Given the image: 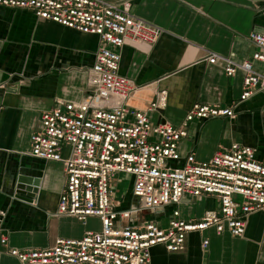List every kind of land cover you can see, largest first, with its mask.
<instances>
[{
    "label": "crops",
    "instance_id": "1",
    "mask_svg": "<svg viewBox=\"0 0 264 264\" xmlns=\"http://www.w3.org/2000/svg\"><path fill=\"white\" fill-rule=\"evenodd\" d=\"M130 1L132 14L159 29L153 46L126 44L119 51V74L136 88L127 107L146 111L164 94L166 104L148 114L150 123L181 128L195 105L232 108L235 118L193 121L178 144L182 158L209 161L217 151L233 144L255 150L264 159V92L240 101L242 72L228 78L220 64L204 58L216 54L242 63L255 51L250 33L264 35V0H107ZM99 40L57 24L43 21L26 10L0 9V264H19L9 250H45L58 239L78 240L98 231L99 222L85 226L58 216L57 204L66 180L63 167L30 156V137L41 130L40 117L57 102L77 104L91 93L88 84ZM253 68L264 73L262 64ZM38 180L32 203L16 200L11 191L17 175ZM127 187L114 194L118 210L139 208ZM120 179L119 181H122ZM218 208L216 198L183 200L158 214L141 211L129 223L141 227L155 221L166 227L178 210L180 219L199 221ZM6 244H1L2 237ZM209 242L206 251L201 242ZM151 264H264V214L250 215L242 238L213 231L186 237L185 249L168 253L162 246L151 249Z\"/></svg>",
    "mask_w": 264,
    "mask_h": 264
},
{
    "label": "built area",
    "instance_id": "2",
    "mask_svg": "<svg viewBox=\"0 0 264 264\" xmlns=\"http://www.w3.org/2000/svg\"><path fill=\"white\" fill-rule=\"evenodd\" d=\"M7 8L30 11L40 20L99 40L88 78L90 95L77 104L57 102L41 115L40 132L30 137L31 157L63 167L66 183L57 215L83 226L96 219L99 230L78 240L58 239L45 250H9L19 264H151L152 248L179 253L187 236L207 231L242 238L248 217L264 214V159L257 160L254 149L233 144L206 162L192 155L182 158L178 152L189 123L232 120V108L195 105L182 127L175 128L149 121L150 112L165 106L163 93L144 112L127 107L136 88L119 74V51L126 44L153 46L162 34L132 14L130 1L0 0V9ZM248 39L255 48L248 61L235 63L212 53L204 58L209 65L220 64L228 78L243 73L240 101L264 92V73L253 68V62L264 66V35L253 32ZM119 175L131 178L138 209H117L112 182ZM206 196L216 198L218 208L197 222L183 221L173 210L166 227L155 221L129 225L141 211L158 214L183 200ZM1 244H6L5 236ZM208 245L203 239L202 250Z\"/></svg>",
    "mask_w": 264,
    "mask_h": 264
},
{
    "label": "water",
    "instance_id": "3",
    "mask_svg": "<svg viewBox=\"0 0 264 264\" xmlns=\"http://www.w3.org/2000/svg\"><path fill=\"white\" fill-rule=\"evenodd\" d=\"M38 187V180L19 174L13 181L11 191L16 200L32 203L37 194Z\"/></svg>",
    "mask_w": 264,
    "mask_h": 264
},
{
    "label": "rangeland",
    "instance_id": "4",
    "mask_svg": "<svg viewBox=\"0 0 264 264\" xmlns=\"http://www.w3.org/2000/svg\"><path fill=\"white\" fill-rule=\"evenodd\" d=\"M124 175H119L116 177V179L113 180L112 182V189L114 194L116 195L117 193H119L120 195L123 193L124 189L127 187L128 185V181L123 180L122 178H124ZM120 179H122V181H119Z\"/></svg>",
    "mask_w": 264,
    "mask_h": 264
}]
</instances>
